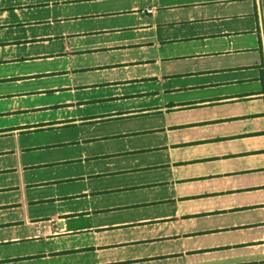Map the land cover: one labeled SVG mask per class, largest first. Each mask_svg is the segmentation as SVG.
<instances>
[{
    "label": "rangeland",
    "instance_id": "rangeland-1",
    "mask_svg": "<svg viewBox=\"0 0 264 264\" xmlns=\"http://www.w3.org/2000/svg\"><path fill=\"white\" fill-rule=\"evenodd\" d=\"M13 1L27 4L15 6L25 13L9 12L6 21L24 24L0 30V41L42 38L2 54H46L26 65L45 70L59 60L67 73L57 83L98 87L78 88L72 98L112 95L84 109L89 100L64 101L28 128L36 131L0 136V264L94 262L91 253L70 251L74 245L97 249L100 264H177L188 232L203 247L237 240L264 183V98L243 96L263 83L253 0ZM146 7L155 11L141 13ZM222 96L237 98L187 107ZM14 121L0 118V128ZM199 139L211 141L192 143ZM195 173L234 176L227 179L234 191L200 197ZM138 219L150 220L101 227ZM63 220L67 229H91L67 233ZM129 232L159 235L156 251L166 255L141 263L123 255Z\"/></svg>",
    "mask_w": 264,
    "mask_h": 264
},
{
    "label": "crops",
    "instance_id": "crops-1",
    "mask_svg": "<svg viewBox=\"0 0 264 264\" xmlns=\"http://www.w3.org/2000/svg\"><path fill=\"white\" fill-rule=\"evenodd\" d=\"M253 4H254V9H255V16H256V28L254 29L252 33H256L255 39L260 49L259 71H260V75L262 76L263 83H262V88L260 91L256 93H252V94L251 93L244 94L243 96L247 98V97H252L254 95H257V96H263L264 98V0H253ZM22 5H27V4H24V3L16 4L14 3L13 0H10L9 4L0 6V18H5L2 21H0L1 31L9 29V28H13L16 25L18 26V25L24 24L21 22L16 23V22L6 21V15L9 12H12V13L23 12L21 8H15V6L20 7ZM146 8H150V7H146ZM151 9H152L151 13H153L155 9L154 8H151ZM151 13H144V14H151ZM37 38H42V37H36L32 39L0 41V86L4 85V88H0V118L15 120L13 124L0 128V136L7 135V134H17L19 132L33 131L34 129H28V128L36 127L37 125L35 123L38 121H41L39 120V117L43 116L44 112H47L46 113L47 116H52L53 108L60 105L64 101L74 102V101H81V100L82 101L89 100L90 102H88L87 104H84V106L81 108V109H84L85 107L88 106L89 103L97 102V101H92V100H96V99L100 100L103 97L112 95V94H105L104 96L93 98V99L72 98L70 97V95L75 94L78 88H80V90L87 91L90 89V87H86V86H91L94 88H98V87L94 85H86V84L80 85L79 87L78 86L70 87L64 83L62 84L57 83V81L67 73V71L61 68V62L59 60H58L59 64H56V61H54L57 66H54L52 68L49 67V68H46L45 70L35 71L33 69L28 68V65H26V64H29L30 62L47 61V60H42V58H40V56L46 55V54L30 56V57H22V56L15 57L13 55L11 56L7 54H2L4 50L8 51L11 48H14L15 45L28 44L30 41H40V40H37ZM41 42L45 43L44 41H41ZM223 52H225V49ZM54 53H58V52H54ZM48 54H53V53H48ZM206 56H209V55H206ZM60 60H65V59L62 58ZM106 67L108 68V66ZM54 68L60 69L64 71L65 73L60 74L59 76H55V77L47 76L51 71L55 70ZM108 70L110 69L108 68ZM124 80H120V81H124ZM41 81L43 83H41ZM117 82L118 81H111V82H105V83L106 84L108 83V86H109V85H114L112 83H117ZM101 86L106 87V85H102V84ZM67 88H72L74 90L70 92V89H67ZM60 93H66L68 95L60 94ZM46 94H52V95H58V96L61 95V97L60 99L51 100V101L49 100L40 101L39 98L43 97ZM236 98L237 97H234V96L232 97L222 96L221 98L218 97L216 99H212L213 101H215L214 103L200 104L196 106H187V107H199V106L211 105V104H222V103L227 102L228 100H232ZM100 101H106V100H100ZM169 103H173V102H169ZM175 109H178V108H175ZM37 112H39L38 115H36ZM148 113H156V112H148ZM148 113H143V114H148ZM262 114L264 115V112H262ZM78 116H83V115L78 113ZM89 117L93 118V115ZM122 117H126V116H122ZM15 130H19V131L13 132ZM220 139L221 141L222 140L228 141V136L220 138ZM209 141L211 140L199 139L197 141H193L192 143L195 142L194 144H197V142L204 143V142H209ZM184 160H186L183 162L185 164L196 163V162L201 161V160H196L195 158L192 160L189 158H186ZM181 166L183 165L181 164ZM198 174H201V175H199V177L197 173L193 175L194 180L196 181V183H201L205 189L203 190L205 192H203L200 197L202 196L207 197V195L209 194L211 197V196H214L213 194L221 195V194H228L229 192L234 191L233 190L234 185L232 184L233 182H231L234 176L211 175V174L205 175L202 173H198ZM227 179H232V180H227ZM216 184H218V188L215 187ZM220 184H228V186L224 188H219ZM261 186H262V189H261L260 196L257 199H255L252 205H250L251 210L254 211L255 213L254 217L250 219L249 221L240 223L241 227L238 232L240 236L237 240L235 241L228 240L225 243H222L221 246L209 244L203 247L197 244H193L191 240L195 233H191L187 231L188 233H190V235L186 236V239L184 240L183 244H181V248L183 249L182 253H185V254L183 258H180V261L177 262V264H264V183L261 184ZM196 191H198V189ZM188 196L195 198V196L197 195L195 196L188 195ZM188 196H184V197H188ZM184 197H179V199L183 198L182 200H184ZM192 198H187V199H192ZM167 203H169V201ZM226 208L227 207H224L222 210ZM67 209L70 210L69 208ZM174 210L176 211L179 209L174 207ZM208 212H204V213H208ZM167 216H168V213L160 217H154L152 218V220L158 219V218L159 220H162V218H165ZM65 220H63L62 222H58V223H60V227L62 224V228H64V230L67 233L76 234L77 232L91 229V228L67 229L66 227H64V224H63ZM148 220L150 219H138L137 221H132L128 223H123V224H118V225H113V226H105V227L101 226V227L103 228L110 227V229L115 230V229H120L117 226L128 225L127 227H131L130 225H132V223L138 224V223L146 222ZM190 220H192V218ZM101 227H97V228H101ZM125 231H128V230L125 229ZM130 233L131 232H129L128 234H125V237L127 238H125L124 241L129 244L123 245L124 249L121 251L123 255H127L128 257L133 258L139 263H141L142 261L148 260V259L152 260L155 257H157L156 259L163 258L166 255V253H157L156 251V250H159L161 247V244H158V243H161L160 241H162V240H158L160 238L159 235L157 236L158 238L157 237L155 238H150V237L135 238L133 236H129ZM201 233L202 235L203 234L205 235L207 231H203ZM145 239H154V240H145ZM129 241H132V242H129ZM80 243L81 242H79V244ZM114 243H115L114 245H117L116 242ZM146 243H148L149 245ZM85 247H88V248H85ZM71 249L72 250L70 251L77 252V253L78 252L91 253L94 256L95 260L94 262L90 264H100L104 262V260H102V257H101L102 255L96 252L97 249H92L90 248V246L74 245L72 246ZM225 249L229 253H232L237 250H240L241 252L240 254H238L237 258H231L228 255L224 254ZM122 262L123 261H119L118 263H122Z\"/></svg>",
    "mask_w": 264,
    "mask_h": 264
},
{
    "label": "built area",
    "instance_id": "built-area-1",
    "mask_svg": "<svg viewBox=\"0 0 264 264\" xmlns=\"http://www.w3.org/2000/svg\"><path fill=\"white\" fill-rule=\"evenodd\" d=\"M141 13H151L152 9L151 8H145L140 10Z\"/></svg>",
    "mask_w": 264,
    "mask_h": 264
}]
</instances>
